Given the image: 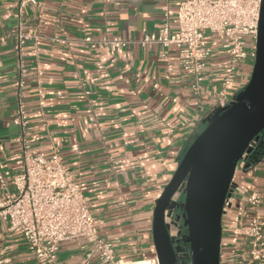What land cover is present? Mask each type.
I'll return each mask as SVG.
<instances>
[{
	"label": "crops",
	"instance_id": "1",
	"mask_svg": "<svg viewBox=\"0 0 264 264\" xmlns=\"http://www.w3.org/2000/svg\"><path fill=\"white\" fill-rule=\"evenodd\" d=\"M179 1L37 0L19 15V0H0V200L15 192L12 176L21 150L16 139L23 136L33 152L60 154L73 182L84 187L97 230L113 242L117 258L156 256V199L216 111L226 59L218 39L206 34L213 52L195 92L175 46L133 42L159 30L165 7L175 32ZM18 32L26 36L19 48ZM85 36L130 42L116 50L105 44L90 48L82 42ZM250 71L243 64L241 78ZM18 98L28 119L24 131L12 121ZM233 181L261 200L252 208L239 195L232 214L222 216L220 264H243L244 242L232 237L229 225L251 216L264 224V148L254 164L239 165ZM91 250L83 238L68 239L58 245L57 261L105 264ZM0 261L47 264L1 219Z\"/></svg>",
	"mask_w": 264,
	"mask_h": 264
},
{
	"label": "built area",
	"instance_id": "2",
	"mask_svg": "<svg viewBox=\"0 0 264 264\" xmlns=\"http://www.w3.org/2000/svg\"><path fill=\"white\" fill-rule=\"evenodd\" d=\"M36 2L37 0H19L18 14L22 13L25 6ZM260 5L261 0H180L175 32L170 29L169 10L165 7L159 30L133 42L140 46H175L179 52L181 70L192 77V88L198 92L213 52L212 39L206 36V32L218 39L221 49L226 52V59L218 77L215 106L216 110H223L249 79L250 73L244 79L240 73L243 64L252 69ZM25 38V35L18 32L17 48ZM82 42L90 48L105 44L111 50H116L125 47L130 40L119 37L95 40L85 36ZM247 44L254 47L248 51ZM238 80L241 82L237 87ZM12 121L22 131L27 127L28 119L20 98ZM16 140L21 142V150L15 161L17 170L12 176L15 192L0 200V219L8 231L21 234L37 259L47 264H60L56 254L59 243L83 238L92 244L91 253L96 254L102 263L159 264L156 256L138 260L117 258L113 242L100 236L97 230L84 187L73 182L60 154L54 151L46 156L33 152L23 136ZM0 182L4 185L1 174ZM239 195H245L252 208L261 200L259 194L248 192L232 180L230 192L223 201V217L232 214ZM228 229L232 237L241 238L244 242L245 249L239 255L241 263L264 264V224L256 216L245 221L238 219ZM90 256L88 254L84 262ZM0 264L9 263L0 261Z\"/></svg>",
	"mask_w": 264,
	"mask_h": 264
},
{
	"label": "water",
	"instance_id": "3",
	"mask_svg": "<svg viewBox=\"0 0 264 264\" xmlns=\"http://www.w3.org/2000/svg\"><path fill=\"white\" fill-rule=\"evenodd\" d=\"M264 129V0L249 79L223 110L207 118L156 199L152 236L159 264H178L167 218L186 228L188 264H220L222 207L238 162ZM180 197V198H179ZM182 197V198H181ZM180 211V215H174ZM178 241V240H177Z\"/></svg>",
	"mask_w": 264,
	"mask_h": 264
},
{
	"label": "rangeland",
	"instance_id": "4",
	"mask_svg": "<svg viewBox=\"0 0 264 264\" xmlns=\"http://www.w3.org/2000/svg\"><path fill=\"white\" fill-rule=\"evenodd\" d=\"M206 34H208V32H206ZM211 38H214V37L212 36ZM252 47H254L252 44H247L246 50L249 51ZM241 160L242 161L239 163V165L242 166V164H244L245 162V159H241ZM167 222L169 223V229H170L171 234L176 239L175 249L176 247L178 248L177 255H178L179 264H188V243L185 241L186 228L183 226L181 219L176 223L174 221V218L171 217L169 218Z\"/></svg>",
	"mask_w": 264,
	"mask_h": 264
},
{
	"label": "trees",
	"instance_id": "5",
	"mask_svg": "<svg viewBox=\"0 0 264 264\" xmlns=\"http://www.w3.org/2000/svg\"><path fill=\"white\" fill-rule=\"evenodd\" d=\"M261 135H264V129L259 133V135L257 136L260 137ZM257 138H255L251 144H253L256 141V144L253 148L250 147V149L248 151H246L243 155V157L241 159H245L244 165L248 166L251 164H254L263 154V148H264V141L263 142H257ZM245 157V158H244ZM242 160H240L237 164L236 169L239 167V163ZM236 171V170H235Z\"/></svg>",
	"mask_w": 264,
	"mask_h": 264
},
{
	"label": "flooded vegetation",
	"instance_id": "6",
	"mask_svg": "<svg viewBox=\"0 0 264 264\" xmlns=\"http://www.w3.org/2000/svg\"><path fill=\"white\" fill-rule=\"evenodd\" d=\"M257 142H263L264 141V135H261L260 134V137H258L257 139ZM256 144V141L251 145V148H253ZM176 242V241H175ZM174 246H176V243L174 244ZM178 264H179V261L177 260Z\"/></svg>",
	"mask_w": 264,
	"mask_h": 264
},
{
	"label": "bare ground",
	"instance_id": "7",
	"mask_svg": "<svg viewBox=\"0 0 264 264\" xmlns=\"http://www.w3.org/2000/svg\"><path fill=\"white\" fill-rule=\"evenodd\" d=\"M129 264H134V263H129ZM139 264H142V263H139Z\"/></svg>",
	"mask_w": 264,
	"mask_h": 264
}]
</instances>
